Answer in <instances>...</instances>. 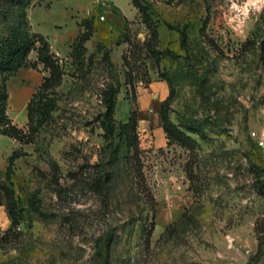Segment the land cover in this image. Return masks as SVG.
Segmentation results:
<instances>
[{"label": "rangeland", "instance_id": "obj_1", "mask_svg": "<svg viewBox=\"0 0 264 264\" xmlns=\"http://www.w3.org/2000/svg\"><path fill=\"white\" fill-rule=\"evenodd\" d=\"M247 3L30 1L61 78L38 127L36 50L0 76L21 136L0 135V264H264V4Z\"/></svg>", "mask_w": 264, "mask_h": 264}, {"label": "trees", "instance_id": "obj_2", "mask_svg": "<svg viewBox=\"0 0 264 264\" xmlns=\"http://www.w3.org/2000/svg\"><path fill=\"white\" fill-rule=\"evenodd\" d=\"M31 0H3L5 10L0 11V18L7 21L9 15L15 19V25L7 30L5 36L0 38V76H3L4 82L17 74L19 70L25 68L27 65V57L32 49L37 52V62L43 64L44 68L48 70V77L43 80L40 87L30 98L27 105V120L28 124L35 123L40 126L42 122L37 121V116L41 112L45 115L48 113L50 107L48 91L55 88L60 82V73L58 71L55 60L50 54L49 44L38 34L30 32V25L26 13V7ZM91 36L90 30L84 32L79 41V45L89 40ZM38 43V47H35ZM181 46L185 44V35L181 34ZM32 65V68H35ZM3 86L0 87V135L8 136L14 139H20L19 131L9 125L5 116V93ZM2 89V90H1ZM132 124L134 128L137 127V114L135 115ZM10 175V166L7 170V178ZM261 253L256 254L251 258L248 264H255L257 257Z\"/></svg>", "mask_w": 264, "mask_h": 264}, {"label": "clouds", "instance_id": "obj_3", "mask_svg": "<svg viewBox=\"0 0 264 264\" xmlns=\"http://www.w3.org/2000/svg\"><path fill=\"white\" fill-rule=\"evenodd\" d=\"M257 3L264 4V0H248V3L244 6V15L247 16V7H248V4L255 5ZM232 7L233 8H236L235 4H233ZM256 10L259 11L260 9L257 8Z\"/></svg>", "mask_w": 264, "mask_h": 264}, {"label": "crops", "instance_id": "obj_4", "mask_svg": "<svg viewBox=\"0 0 264 264\" xmlns=\"http://www.w3.org/2000/svg\"><path fill=\"white\" fill-rule=\"evenodd\" d=\"M117 9L121 11V9L116 5ZM22 95H20V92H16L14 95H13V98H12V102H13V105H18L20 103V101H22ZM138 122V121H137Z\"/></svg>", "mask_w": 264, "mask_h": 264}, {"label": "built area", "instance_id": "obj_5", "mask_svg": "<svg viewBox=\"0 0 264 264\" xmlns=\"http://www.w3.org/2000/svg\"><path fill=\"white\" fill-rule=\"evenodd\" d=\"M99 20H100V21H104L105 18L101 16V17L99 18Z\"/></svg>", "mask_w": 264, "mask_h": 264}]
</instances>
